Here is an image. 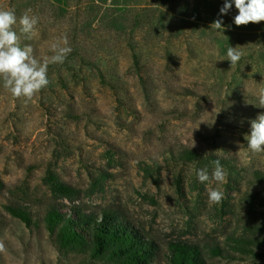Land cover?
Wrapping results in <instances>:
<instances>
[{
	"label": "rangeland",
	"instance_id": "1",
	"mask_svg": "<svg viewBox=\"0 0 264 264\" xmlns=\"http://www.w3.org/2000/svg\"><path fill=\"white\" fill-rule=\"evenodd\" d=\"M222 5L0 0L18 20L28 9L39 18L33 39L21 36L37 59L51 57L61 37L72 48L27 105L0 79V264H104L62 252L47 232V208L71 203L54 192L55 179L81 189L78 202L120 208L164 252L185 239L203 246L207 264H264V178L255 174L264 173V153L244 139L264 114V22L236 27L233 7L217 31L210 25ZM231 46L243 52L234 67ZM194 144L231 160L226 183H199L196 170L214 165L179 159ZM208 187L223 191L220 204L209 205ZM7 203L29 207L39 226L11 216Z\"/></svg>",
	"mask_w": 264,
	"mask_h": 264
},
{
	"label": "trees",
	"instance_id": "2",
	"mask_svg": "<svg viewBox=\"0 0 264 264\" xmlns=\"http://www.w3.org/2000/svg\"><path fill=\"white\" fill-rule=\"evenodd\" d=\"M179 159L196 161L203 166H212L213 161L219 160L221 165L233 166L228 157L217 154L207 156L196 147L181 148ZM255 174L264 178L260 170H256ZM4 186L0 177V189ZM52 186L57 196L71 202L68 205L52 204L43 218L47 232L62 252L85 254L89 259L104 264H153L159 261L165 264H207L200 243L173 239L164 252L159 242L132 222L120 208L112 205L95 208L78 202L81 189L59 179L53 180ZM4 208L28 227L39 226L29 207L7 203ZM4 224V213L0 210V227ZM220 249L217 247L214 252L219 254Z\"/></svg>",
	"mask_w": 264,
	"mask_h": 264
},
{
	"label": "clouds",
	"instance_id": "3",
	"mask_svg": "<svg viewBox=\"0 0 264 264\" xmlns=\"http://www.w3.org/2000/svg\"><path fill=\"white\" fill-rule=\"evenodd\" d=\"M235 8L237 14L233 17L236 27L248 26L264 22V0H223L219 9L218 18L210 26L217 31H225L223 16ZM31 9L26 10L19 20L14 10H0V79L3 87L10 92L13 98H24L27 105L42 90L48 87V68L50 64H63L67 56L72 52L68 47L67 37H61L50 45L53 55L48 58L37 59L33 55L31 45L21 47V36L28 40L36 35V27L39 18L30 15ZM19 25V35L15 26ZM243 52L237 47H228L227 60L230 66H236L242 59ZM259 107L264 108V91L259 96ZM204 123V122H202ZM215 123V119L211 125ZM244 139L253 154L264 153V114L250 121V133ZM195 144L193 145V147ZM211 173L207 168L196 170V177L201 184L226 183L227 172L219 160L213 161ZM208 203L210 206L220 204L224 199V193L216 188L208 187ZM4 250L3 242H0V251Z\"/></svg>",
	"mask_w": 264,
	"mask_h": 264
}]
</instances>
